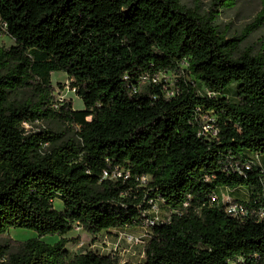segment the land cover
Masks as SVG:
<instances>
[{"label":"trees","instance_id":"16d2710c","mask_svg":"<svg viewBox=\"0 0 264 264\" xmlns=\"http://www.w3.org/2000/svg\"><path fill=\"white\" fill-rule=\"evenodd\" d=\"M222 4L0 0V37L14 42L0 44V264H119L69 258L76 226L147 229L141 264H264V52L219 32ZM54 72L82 110L55 100ZM205 117L215 138L199 134ZM36 122L63 131L24 129ZM224 191L249 215L228 213Z\"/></svg>","mask_w":264,"mask_h":264},{"label":"rangeland","instance_id":"374dc122","mask_svg":"<svg viewBox=\"0 0 264 264\" xmlns=\"http://www.w3.org/2000/svg\"><path fill=\"white\" fill-rule=\"evenodd\" d=\"M223 4L219 7L215 24L219 32L227 38L244 36V40L240 45V51L247 48H252L254 53L264 52V22L257 24V16L264 10V0H221ZM180 4L192 11L203 15L207 13L213 3V0H179ZM0 44L5 47L14 45L13 40L8 36L0 37ZM170 87L173 88L175 82L174 76L166 78ZM52 84L55 86V100L59 103L70 101L73 108L82 110L84 103L75 92L69 87L70 81L67 75L63 72H54L51 76ZM201 90V93H204ZM230 100H236L234 95V87L231 88L227 95ZM24 129L28 133H33L41 130L52 129L61 133L63 129L52 122H36L34 124L24 125ZM264 160V156L260 159ZM150 177L142 180V185L147 184ZM224 202L228 201L226 191L222 192ZM233 197L245 198L247 195L239 194L238 192L232 195ZM161 207V216L166 214V210ZM55 207L62 209L61 202L56 201ZM34 231L21 228H11L6 233L7 238L13 240L25 241L32 237H36ZM129 236L141 237L148 239V230L143 228L122 229L120 231L103 232L97 237H92L84 232L80 227L76 226L66 238L68 240L80 239V242L75 243L70 241L66 249L69 252V258L76 254L95 252L101 255H114L119 264H141L144 262V245L140 243H132L127 240ZM47 243L54 244L60 240V237H44L42 238Z\"/></svg>","mask_w":264,"mask_h":264},{"label":"built area","instance_id":"2783aa9c","mask_svg":"<svg viewBox=\"0 0 264 264\" xmlns=\"http://www.w3.org/2000/svg\"><path fill=\"white\" fill-rule=\"evenodd\" d=\"M213 123H214L213 118L205 117L203 119V124L201 130L199 131V134L205 136L206 138H215L218 135V130L216 129ZM246 168L249 169L250 165L248 164ZM222 202L225 205L227 212L235 217L243 219L249 215V210H247L243 205L233 203L230 197L228 198L227 202H224L222 197ZM158 221H160V218L155 217L152 221L149 222V226L154 225ZM127 240L132 243L144 244V241L142 240L141 237L129 236Z\"/></svg>","mask_w":264,"mask_h":264}]
</instances>
